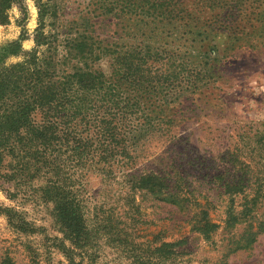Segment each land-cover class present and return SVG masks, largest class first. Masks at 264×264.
Listing matches in <instances>:
<instances>
[{"label":"rangeland","instance_id":"1","mask_svg":"<svg viewBox=\"0 0 264 264\" xmlns=\"http://www.w3.org/2000/svg\"><path fill=\"white\" fill-rule=\"evenodd\" d=\"M212 1L180 0L199 27L227 13L264 12V0H236L211 14ZM96 3L61 0L58 20L54 25L47 19L45 32L63 39L67 26L85 17L97 41H128L121 22L95 14ZM253 18L228 51L226 34L210 45L189 42L183 29L177 35L143 32L140 40L166 51L176 64L184 61L196 71L211 67L214 75L202 74L208 80L196 88H180L169 104L161 95L141 96L140 110L155 117L156 128L139 144L132 167L69 171L81 186L90 230L81 249L55 224L52 204L40 199L44 178L11 198L13 185L0 177V208L14 209L35 229L19 233L0 213V264L6 258L14 264H264V29ZM37 27L33 0L8 11L7 23L0 24V68L35 50ZM96 69L110 76L109 58ZM148 173L164 177L179 198L163 201L167 189L157 196L134 188L133 176ZM170 244L177 246H164Z\"/></svg>","mask_w":264,"mask_h":264},{"label":"trees","instance_id":"2","mask_svg":"<svg viewBox=\"0 0 264 264\" xmlns=\"http://www.w3.org/2000/svg\"><path fill=\"white\" fill-rule=\"evenodd\" d=\"M26 1L0 0V24L7 23L14 5ZM33 1L38 10L36 48L24 52L21 63L0 68V177L13 185L11 198L26 191L24 186L35 179L44 178L37 191L40 199L52 204L55 224L81 249L82 241H89L90 230L81 186L69 171H114L119 164L132 167L139 144L156 128L155 117L140 110L141 96L161 95L163 104H169L179 96L180 88H196L214 75L211 67L196 71L184 61L176 64L166 51L140 40L142 33L162 35L167 30L177 35L183 29L189 42L210 45L226 34L228 51L253 26L254 16L264 29V12L227 13L199 27L189 21L180 0H97L95 14L116 18L128 35V41L107 44L97 41L85 17L69 24L63 39L47 34V19L55 25L61 0ZM235 1H212L210 13L220 3L226 11ZM215 49L213 45L203 57ZM105 58L110 60V76L96 69ZM133 178L137 179L134 188L151 195L161 196L167 189L163 201L175 202L180 196L178 191H168L170 183L160 175ZM0 213L19 233L35 230L14 209L0 208ZM205 224L208 233L212 227L208 221ZM164 246L172 249L177 244ZM2 264L14 262L6 258Z\"/></svg>","mask_w":264,"mask_h":264}]
</instances>
